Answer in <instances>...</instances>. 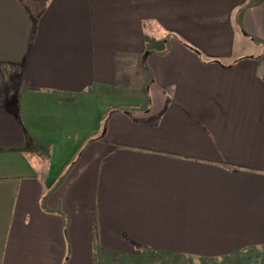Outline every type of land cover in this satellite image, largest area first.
Wrapping results in <instances>:
<instances>
[{"label":"crops","instance_id":"obj_1","mask_svg":"<svg viewBox=\"0 0 264 264\" xmlns=\"http://www.w3.org/2000/svg\"><path fill=\"white\" fill-rule=\"evenodd\" d=\"M260 247L264 0H0V264Z\"/></svg>","mask_w":264,"mask_h":264},{"label":"rangeland","instance_id":"obj_2","mask_svg":"<svg viewBox=\"0 0 264 264\" xmlns=\"http://www.w3.org/2000/svg\"><path fill=\"white\" fill-rule=\"evenodd\" d=\"M249 252V253H248ZM165 264H193L185 260H170L165 259ZM209 264H264V247L243 251L229 258L217 259Z\"/></svg>","mask_w":264,"mask_h":264},{"label":"trees","instance_id":"obj_3","mask_svg":"<svg viewBox=\"0 0 264 264\" xmlns=\"http://www.w3.org/2000/svg\"><path fill=\"white\" fill-rule=\"evenodd\" d=\"M214 62H216V61H214Z\"/></svg>","mask_w":264,"mask_h":264}]
</instances>
